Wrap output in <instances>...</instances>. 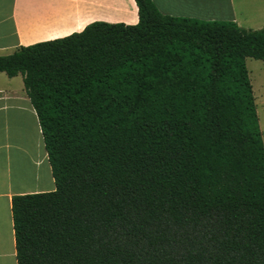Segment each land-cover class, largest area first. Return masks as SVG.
I'll return each instance as SVG.
<instances>
[{
  "label": "trees",
  "instance_id": "1",
  "mask_svg": "<svg viewBox=\"0 0 264 264\" xmlns=\"http://www.w3.org/2000/svg\"><path fill=\"white\" fill-rule=\"evenodd\" d=\"M0 55L55 189L16 194L18 264H264V142L246 58L264 25L162 13Z\"/></svg>",
  "mask_w": 264,
  "mask_h": 264
},
{
  "label": "crops",
  "instance_id": "2",
  "mask_svg": "<svg viewBox=\"0 0 264 264\" xmlns=\"http://www.w3.org/2000/svg\"><path fill=\"white\" fill-rule=\"evenodd\" d=\"M159 11L201 20L264 25V0H152ZM94 21L136 24L135 0H0V55L80 31ZM55 189L37 114L23 75L0 71V264H18L12 217L16 194Z\"/></svg>",
  "mask_w": 264,
  "mask_h": 264
},
{
  "label": "rangeland",
  "instance_id": "3",
  "mask_svg": "<svg viewBox=\"0 0 264 264\" xmlns=\"http://www.w3.org/2000/svg\"><path fill=\"white\" fill-rule=\"evenodd\" d=\"M250 81L253 88L262 139L264 142V59L246 58Z\"/></svg>",
  "mask_w": 264,
  "mask_h": 264
}]
</instances>
